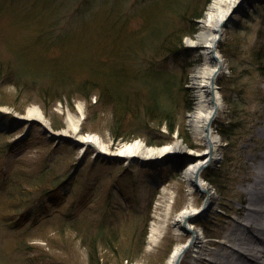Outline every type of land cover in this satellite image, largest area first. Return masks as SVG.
Here are the masks:
<instances>
[{"label":"rangeland","instance_id":"rangeland-1","mask_svg":"<svg viewBox=\"0 0 264 264\" xmlns=\"http://www.w3.org/2000/svg\"><path fill=\"white\" fill-rule=\"evenodd\" d=\"M210 2L0 0V130L14 133L3 138L11 143L30 136L27 144L0 152V182L16 171L20 174L12 187L14 196L0 195V211L7 212V220L0 222V264H92L91 249L93 264H166L174 246L187 239L188 233L176 232L172 223L188 201L183 171L191 162L184 151L150 158H125L113 151L135 140L153 148L180 141L190 151L203 149L186 124L193 101L189 73L198 56L185 45V38L198 28L200 18H193V10L203 8V17ZM262 44L264 0H241L216 44L225 63L217 77L222 104L212 123L220 141L217 160L200 173L213 199L207 215L192 222L204 235L203 250L197 260L186 251L180 264H213L210 251L227 250L219 241L234 224L244 228L245 205L262 207L259 184L246 192L264 155V62L253 60L254 47ZM114 65L120 70L128 67L127 74L139 78L122 82L130 90L132 107L121 112L123 131L137 134L129 140L111 134L115 109L106 91L102 95L101 87L89 88L87 98L78 88L87 79L106 84L108 68L110 81L118 84ZM236 89L245 99L240 117L250 131L230 151L215 127L229 121L232 108L227 99ZM152 93L174 118L171 134L166 126L148 122L151 116L145 107ZM54 96L60 98L51 99ZM35 108L46 128L39 124L41 119L26 116ZM67 113L81 118L82 134L97 135L109 150L49 133L47 128L64 134ZM181 129L188 143L179 136ZM65 135L73 138L71 132ZM146 136L155 144L148 145ZM47 163L53 171L39 183L23 180ZM214 169L226 198H220L216 182L205 178L206 171ZM51 180L56 183L51 185ZM7 189L11 188L1 193ZM204 199L194 188V207ZM101 220L106 229L113 226L105 240L96 235ZM165 220L160 239L151 243V224Z\"/></svg>","mask_w":264,"mask_h":264},{"label":"bare ground","instance_id":"bare-ground-1","mask_svg":"<svg viewBox=\"0 0 264 264\" xmlns=\"http://www.w3.org/2000/svg\"><path fill=\"white\" fill-rule=\"evenodd\" d=\"M241 0H211L204 16L199 19L197 31L193 36L185 38V45L190 49L196 50L195 63L192 65L189 73L188 87L192 91V105L187 113L186 124L192 134L203 145V149L200 151H190L180 141H174L173 144L163 147H147V145L141 140H135L129 143H123L113 153L117 156L125 158L139 157L150 158L155 156H161L165 153H171L176 151H184L189 155L192 162L184 169V180L188 184L187 194L188 201L185 206L175 215L172 220L173 226L176 232L184 231L183 222L191 229L188 233L187 239L182 243H177L172 249L166 264H174L178 255L185 249V252L192 251V259L197 260L200 257V253L203 250L204 235L201 229H197L190 223L191 216L205 217L208 213V205L212 202L213 192L205 182L199 178L197 187L204 189V202L199 207H194L192 203V195L194 192L193 186V174L194 170L203 162L201 156L211 154L208 159V164H212L217 160L218 152L217 145L219 144V137L213 132L207 136L205 127L208 119L211 115L213 105L216 104L218 109L221 107L222 101L218 92L211 86L212 77L217 78L225 71V63L223 57L220 54L214 58L212 54V48L222 38L225 28L229 23V12L237 7ZM219 53V52H218ZM81 111V105H78ZM27 117H36L41 119L42 123L46 125V122L42 119L40 111L35 108L27 112ZM40 121V120H39ZM67 128L61 130L62 133H72V137L77 142L82 144H90L95 147H99L102 152L109 148L103 144L100 137L95 134H82L80 131L81 118L75 116L72 113H67L66 116ZM208 140L212 146V151L208 152ZM262 165L256 169L255 178L250 183L249 187H246L247 194L253 190L255 185H260L258 189L264 192V155H262ZM251 196L249 197V200ZM261 208L252 207L251 204L245 205L246 211H242L243 216L247 220L241 228V223L234 224L225 236L219 241L223 247L215 248L212 252L210 263L213 264H264V201L261 203ZM166 220L163 224L159 222H153L150 226L149 241L156 243L162 235L164 228L166 227ZM246 229H249L246 230ZM246 230V231H244ZM243 245V247H241ZM241 247V248H239ZM245 247V248H244ZM244 248V249H242ZM184 252V253H185ZM235 252V253H234ZM184 253L181 256L180 262L184 257ZM259 257V261L255 259Z\"/></svg>","mask_w":264,"mask_h":264},{"label":"trees","instance_id":"trees-1","mask_svg":"<svg viewBox=\"0 0 264 264\" xmlns=\"http://www.w3.org/2000/svg\"><path fill=\"white\" fill-rule=\"evenodd\" d=\"M203 15V8L199 9V10H193V18L197 19V18H201ZM176 46V44H174ZM253 60L259 61V63H263L264 62V44L258 46V47H254L253 50ZM255 62V61H254ZM115 70L117 72V83L113 84L110 80V75H109V68L108 70H106V74H105V79H106V84L103 83H99V81H95L94 79H87L85 81H83L82 84H80V86L78 87L79 90L82 92V94L84 96H86L87 98H89V94L87 93L89 91V88H95V87H101V93L102 95L104 94V92L106 91V99L108 100H112L114 103V125L111 126V134L113 136L114 139H118L121 138L123 140H129L132 139L134 135L137 134H127L125 133L124 128L126 127V125L124 124V115H121V112L124 111H129L132 109L131 106V101H130V90H125V88L122 87V82L129 80V79H139L137 76H132L131 74L128 75L127 72L129 71L126 67L125 69H117L116 65H114ZM93 73V72H91ZM94 75L97 76H103L102 73L96 72ZM106 86V87H105ZM129 89V88H128ZM234 93H236L235 95L231 96L230 98H228V102L229 105L231 106L232 110H231V116L229 117V121L226 123H216V130L218 131V133L222 136L223 140L225 141V146L224 149L226 150H230L231 149H235L239 142L241 141L242 138H244V136L250 131L248 128H246V124L244 122H242L241 117H240V113H241V106L242 103H244V98L241 94L240 90H234ZM60 98V96L56 97L54 96L51 97V99L56 100ZM160 98H158L155 93H152V95L150 96V99L148 101V103L146 104L145 107V112L147 115L151 116L150 119L148 120L155 123L158 127L160 125H164L167 127L169 133H173L175 131V124L173 123V117L170 115V112H168L167 109L163 108L160 104ZM184 100H186V97H184ZM188 107V105H187ZM10 116V115H9ZM147 122V123H148ZM143 125V123H142ZM142 125H140V127H142ZM58 128V127H56ZM158 129V128H157ZM240 130V131H239ZM159 131V129H158ZM182 131V129H181ZM124 132V133H123ZM9 133H13L11 131H9ZM6 131L0 130V139H2V142H0V152H7L9 150L12 149V146L18 145L19 144H27L28 142V135L25 137V139H18L15 141V143H11L10 141H4V137L7 136ZM14 134V133H13ZM132 134V135H131ZM140 135V134H139ZM141 136V135H140ZM143 136V135H142ZM180 137L184 138V141L186 143H188L186 136L183 135V131L179 133ZM163 137V136H161ZM164 138V137H163ZM156 141L153 140V138L151 136H146V143L148 145H154ZM164 139L160 142H158L157 144L160 145L161 143H164ZM18 143V144H17ZM191 145V144H188ZM233 152V150H232ZM229 157V156H228ZM99 159V158H98ZM102 160V158L100 159ZM48 171H53V165L50 163H47L45 165H43V167L41 168V170L39 169V171L36 174H26L25 176H23V180H25L26 183H32L34 181H38V183L40 182L41 177H44L47 175ZM208 172L205 176L206 180L211 181V182H216V191L220 194V198H226L225 196H223L225 194V190L226 188L224 186H220V182L218 179H220V173H218L215 169L213 171H206ZM20 176V174L16 171L14 174H12L7 180H3L2 182H0V195H3L9 199L11 197H13L14 195H12L13 189L12 187H14L17 183H18V177ZM55 182V180H51V185H53ZM5 184V185H3ZM4 187L6 188H11L10 190H6V192L1 193L4 190ZM17 187H15L16 189ZM154 197V196H153ZM153 197L151 199V202L153 200ZM1 198V197H0ZM17 206L14 207V209ZM7 218V212L5 211H0V222L4 221ZM7 220V219H6ZM103 220V219H102ZM99 221L97 223V230H96V235L100 236V238H106V235L108 233H111L109 230H113V226H109L108 229H106V225L104 224V221ZM105 220V219H104ZM73 226V225H72ZM29 228H25L24 230H28ZM26 231H24L25 233ZM93 260V251L92 249L90 250V260ZM91 260L92 264L93 261Z\"/></svg>","mask_w":264,"mask_h":264},{"label":"water","instance_id":"water-1","mask_svg":"<svg viewBox=\"0 0 264 264\" xmlns=\"http://www.w3.org/2000/svg\"><path fill=\"white\" fill-rule=\"evenodd\" d=\"M235 11H236V7L233 8V9L229 12V17H228V19L231 18V15H232ZM216 52H217V54H220V53H218V50H217L216 45H215V46L212 48V54H213L214 58L217 57ZM220 55H221V54H220ZM217 79H218V78L212 77V79H211V86H212L213 90L215 89V90L218 92L219 86L217 85ZM218 94H219V93H218ZM219 96H220V95H219ZM220 99H221V96H220ZM217 112H218V106H217L216 104H214V105H213L212 112H211V115H210V117H209V119H208V122H207V124H206V127H205V132L207 133V136H208V137H209V134L213 131L212 123H213V120L215 119V117H216V115H217ZM18 118H19L20 120H22V121L27 120L26 118H22V117H18ZM28 120L30 121L31 119H28ZM40 124H41L44 128H46V125H45L44 123L40 122ZM47 130L49 131V133L53 134V136H57V137H67V138L69 137V139H70L72 142H75L76 144H80V145L82 144V142H77V141L74 140V138H71V137L68 136V135L61 134V133H54V132H51L48 128H47ZM86 145L92 146V145H90V144H86ZM211 151H212V146H211V144H210V142H209V140H208V152H211ZM183 155H185V156L188 158V161H189V162H192V160L189 158V155H188V154H186V153L184 152ZM210 155H211L210 153H209V155H207V156H206L205 154H203V156H201V158L203 159V162H202L200 165H198L197 168L194 170V174H193V186H194V188H195L198 192H200V193H203V192H204V189L197 187V182H198V179L201 178V176H200L201 171H202L205 167H207V166L209 165V164H208V159H209ZM121 157H122V156H121ZM201 179H202V178H201ZM202 180H203V179H202ZM195 218H196L195 215L191 216V218H190V223H191V224H192V222L194 221ZM182 226H183V229H184L185 232H187V233L191 232V229L186 225L185 221L183 222ZM184 252H185V249H184V250L178 255V257L176 258L174 264H179L180 259H181V256H182V254H183Z\"/></svg>","mask_w":264,"mask_h":264}]
</instances>
